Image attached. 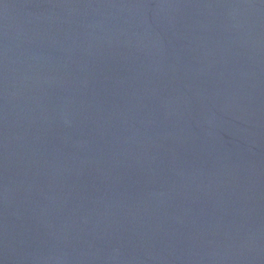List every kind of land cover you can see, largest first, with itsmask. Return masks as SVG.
Instances as JSON below:
<instances>
[{"label": "water", "instance_id": "95a60500", "mask_svg": "<svg viewBox=\"0 0 264 264\" xmlns=\"http://www.w3.org/2000/svg\"><path fill=\"white\" fill-rule=\"evenodd\" d=\"M0 264H264V0H0Z\"/></svg>", "mask_w": 264, "mask_h": 264}]
</instances>
